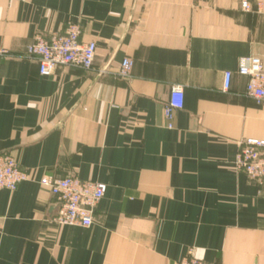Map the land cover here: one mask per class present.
<instances>
[{
	"label": "crops",
	"instance_id": "crops-1",
	"mask_svg": "<svg viewBox=\"0 0 264 264\" xmlns=\"http://www.w3.org/2000/svg\"><path fill=\"white\" fill-rule=\"evenodd\" d=\"M259 3L0 0V154L28 176L0 190V264H264V184L233 168L242 140L264 139V105L237 74L244 58L264 63ZM68 23L96 46L92 71L41 77L25 49ZM44 176L103 184L91 227L56 224Z\"/></svg>",
	"mask_w": 264,
	"mask_h": 264
},
{
	"label": "built area",
	"instance_id": "built-area-1",
	"mask_svg": "<svg viewBox=\"0 0 264 264\" xmlns=\"http://www.w3.org/2000/svg\"><path fill=\"white\" fill-rule=\"evenodd\" d=\"M243 12L252 10L251 1L260 6L259 0H235ZM80 28L77 24L68 23L61 35L49 38L37 36L25 49L24 59L36 62L41 77L51 76L58 67H71L90 72L93 68L96 46L93 42L82 43L79 40ZM5 52L0 51V58ZM132 70V61L123 58L119 64L117 75L120 79H128ZM237 74L246 78L244 95L264 105V63L258 57H248L240 61ZM231 74L223 76V90L230 86ZM183 108V90L174 86L170 90L169 99L163 109L167 126L174 112ZM236 172L242 173L252 182L264 184V139L246 138L241 141L239 150L233 161ZM28 176L22 171L13 157L0 154V190L14 192L18 185L26 181ZM40 186L47 190L58 207L54 218L60 226H76L89 228L94 224L95 210L104 197V186L99 182H83L73 177L56 178L44 176ZM174 264H206L187 255Z\"/></svg>",
	"mask_w": 264,
	"mask_h": 264
},
{
	"label": "water",
	"instance_id": "water-1",
	"mask_svg": "<svg viewBox=\"0 0 264 264\" xmlns=\"http://www.w3.org/2000/svg\"><path fill=\"white\" fill-rule=\"evenodd\" d=\"M103 71H105V69H103ZM57 210H58V207H57ZM57 210H56V211H57ZM56 214H57V212H56Z\"/></svg>",
	"mask_w": 264,
	"mask_h": 264
}]
</instances>
